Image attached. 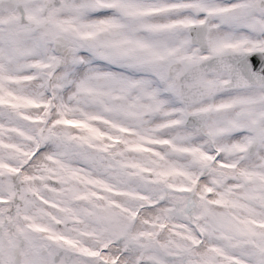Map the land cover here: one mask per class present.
Wrapping results in <instances>:
<instances>
[{"label":"snow or ice","instance_id":"obj_1","mask_svg":"<svg viewBox=\"0 0 264 264\" xmlns=\"http://www.w3.org/2000/svg\"><path fill=\"white\" fill-rule=\"evenodd\" d=\"M0 264H264V0H0Z\"/></svg>","mask_w":264,"mask_h":264}]
</instances>
